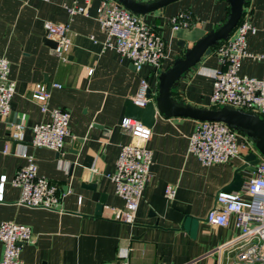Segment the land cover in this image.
<instances>
[{
    "label": "crops",
    "instance_id": "0c3cea01",
    "mask_svg": "<svg viewBox=\"0 0 264 264\" xmlns=\"http://www.w3.org/2000/svg\"><path fill=\"white\" fill-rule=\"evenodd\" d=\"M75 1L86 5V15H69L66 6ZM97 7L96 0H0V56L8 60L9 78L15 83L11 113L7 120L0 119V177H6L0 223L11 221L31 229L34 239L21 247V264H119L122 260L130 264H214L211 252L236 237L240 230L233 218L223 228L208 224L206 215L248 154L226 164L203 166L188 152L198 121L157 114L147 143L153 156L150 178L133 224L113 219L112 209L124 208V201L116 194L111 176L120 148L131 142L130 135L120 128V122L127 117L126 100L137 97L142 79L157 89L160 73L185 52L180 42L191 47L219 28L226 20L228 3L178 0L163 9L137 15L165 43L160 67L145 64L139 72L126 57L105 48L107 36L100 30ZM244 10L250 12L251 24L256 28V33L246 38V51L257 56L264 52V0H250ZM183 11L189 12L197 24L188 30H172L169 18ZM56 24L70 27L66 61L45 43L47 25ZM220 68L213 52L202 57L175 83L174 98L198 108H210V74ZM239 73L261 78L263 64L245 57ZM37 84L48 88L50 108L70 114L69 132L76 140L66 139L61 157L53 150L31 145L29 128L50 119L31 99V90ZM13 123L27 127L24 143L8 140L9 125ZM5 144L9 154L3 152ZM21 145H26L28 153L35 157L39 176L58 184L62 191L69 190L58 210L18 204L20 189L11 180L25 165L17 155ZM253 174L242 172L245 181ZM89 182L96 184V190L83 187ZM166 186L176 189L173 200L164 197ZM102 194L106 196L102 212L95 215ZM185 216L200 219L195 238L181 229ZM2 255L0 242V261Z\"/></svg>",
    "mask_w": 264,
    "mask_h": 264
},
{
    "label": "built area",
    "instance_id": "2783aa9c",
    "mask_svg": "<svg viewBox=\"0 0 264 264\" xmlns=\"http://www.w3.org/2000/svg\"><path fill=\"white\" fill-rule=\"evenodd\" d=\"M85 3L93 0H84ZM97 19L100 30L106 34L105 48L130 60L139 72L145 64L158 69L165 58V43L161 35L142 21V19L125 9L116 0H96ZM70 16L86 15V5L77 1L66 6ZM250 12L244 10L242 21L237 24L229 38L219 43L213 53L221 68L211 72L213 80L210 105L214 108L230 106L264 116V52L252 56L246 51V38L255 34L256 28L251 24ZM172 30H188L197 23L187 12H179L168 20ZM70 27L67 24L47 25L45 39L56 43L55 55L66 61L71 41ZM253 57L263 64L261 78L243 76L239 73L241 60ZM8 60L0 56V119L7 120L11 113V101L15 94V83L9 78ZM92 70H88L91 74ZM157 77V75H156ZM60 88V85L53 84ZM149 95V98L147 97ZM157 95L147 79H142L137 97L133 100L144 107ZM50 92L45 85L37 84L31 90V99L39 104L42 113L49 114L48 122H41L30 127L31 145L53 150L59 157L64 154L67 138L76 140L69 132L70 114L62 109L49 107ZM120 128L131 137L129 144L120 148L115 162V171L111 180L115 184L116 194L123 199L124 208L112 209L113 219L125 224H133L138 204L143 197L146 184L150 178L152 152L147 148L152 131L141 121L125 117ZM27 127L21 123L9 125L8 140L24 143ZM3 152L10 153L5 144ZM188 152L194 155L201 165L226 164L233 159L245 157L249 153L257 155L259 162L255 165L253 176L243 183L238 192H219L215 205L207 215L208 224L227 227L233 218L239 234L228 242L216 247L211 255L214 264H264V157L257 151L252 141L244 134L232 130L218 121L198 122L192 133ZM18 156L25 160L11 180V184L20 189L18 204L47 210H58L62 199L69 190L38 175L35 157L28 153L26 145L19 147ZM6 177H0V201H2ZM176 189L166 186L164 197L173 200ZM33 234L28 226L11 221L0 223V242L3 255L0 264H21L20 251L24 244L33 242ZM119 264H130L122 260Z\"/></svg>",
    "mask_w": 264,
    "mask_h": 264
},
{
    "label": "water",
    "instance_id": "95a60500",
    "mask_svg": "<svg viewBox=\"0 0 264 264\" xmlns=\"http://www.w3.org/2000/svg\"><path fill=\"white\" fill-rule=\"evenodd\" d=\"M125 9L134 15H145L158 9L165 8L168 4L178 0H155L152 2H139L136 0H116ZM228 3L229 12L224 23L217 29L211 30L205 36L199 38L191 47L184 42L180 46L185 50L183 56L175 59L172 66L162 71L158 76L157 95L149 100L144 107H140L133 100H126L125 116L141 121L148 128H152L156 115L164 117L190 118L198 122L218 121L226 124L229 128L246 135L254 144L257 151L264 157V119L259 115L242 109H234L230 106L219 108H198L189 104L179 102L173 96V87L180 78L193 69L204 56L212 54L213 49L229 38L239 21L241 20L244 7L249 0H225ZM45 43L53 49L56 43L45 39ZM133 66V65H132ZM134 68V66H133ZM135 69V68H134ZM149 98V95H147ZM259 162L257 155L249 153L245 162L238 167L233 175L232 181L223 188L226 193L238 192L245 181L243 171L255 172V165ZM88 190H96V184L89 182L83 184ZM106 196L102 194L96 206L95 215H101ZM200 219L185 216L181 229L189 233L192 238L196 237L197 227Z\"/></svg>",
    "mask_w": 264,
    "mask_h": 264
},
{
    "label": "trees",
    "instance_id": "16d2710c",
    "mask_svg": "<svg viewBox=\"0 0 264 264\" xmlns=\"http://www.w3.org/2000/svg\"><path fill=\"white\" fill-rule=\"evenodd\" d=\"M249 1H250V0H249ZM249 1L246 2L245 7L249 4ZM228 12H229V7H228ZM241 21H242V19L239 21V23H240ZM221 42H222V41H221ZM221 42H219V43H221ZM210 108L213 109L214 107H210Z\"/></svg>",
    "mask_w": 264,
    "mask_h": 264
}]
</instances>
